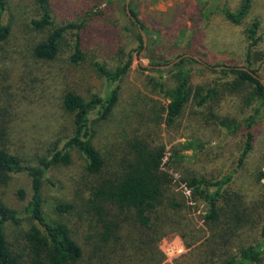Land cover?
I'll list each match as a JSON object with an SVG mask.
<instances>
[{"label": "trees", "instance_id": "obj_1", "mask_svg": "<svg viewBox=\"0 0 264 264\" xmlns=\"http://www.w3.org/2000/svg\"><path fill=\"white\" fill-rule=\"evenodd\" d=\"M36 2L38 16L32 20V25L37 30L47 31L48 36L33 47L32 56L43 62L55 61L66 35L71 34V60L75 64L82 62L87 35L98 31L86 25L88 18L93 17V11L81 17L80 23L67 22L55 26L49 0ZM7 6V0H0V43L6 42L11 35L10 27L3 22ZM251 8L252 0H243L236 11L216 5L205 6L201 18L208 20L218 9L226 20L241 25ZM131 12L146 31L138 13L132 8ZM132 25L137 26L134 22ZM260 30L259 19L245 29L248 42L246 67L221 65L228 68L212 70L193 58H185L167 70L146 69L159 75L158 79L150 78L148 84L154 94L165 100V104L153 101L155 104L149 122L164 123L172 128L189 107H194L193 123H198L205 130H214L213 141L217 136L231 138L242 135V144L232 157L234 166L223 176L209 177L190 170L181 150L191 149L194 142L175 146L168 156L164 146H154V142L139 134L126 139L120 145V154L114 163H109L108 156L94 143L97 135L94 126L114 115L119 105V86L106 96L96 95L89 100L76 92L65 93L62 106L72 116V135L66 138L61 148L54 145L48 155L40 157L36 164L29 163L12 150L9 125L6 118L0 116V264H129L124 260L131 247L138 249L143 263H151L152 260L153 264H163L159 244L165 237L178 233L187 248H192L196 242L192 238L193 232L177 223L178 213L186 206L185 196L191 202L202 201L207 206L205 223L212 225L211 245L214 246L210 249H216L214 257L200 259L196 264H264V190L256 191L250 203L247 201L250 195H245L246 199L236 192L241 189L236 176L255 152L256 126L264 118V84L254 76L260 77L250 60L252 51L261 41ZM136 34L138 50L144 51L143 37L140 31ZM132 45L129 42L128 46L120 49L121 58L114 69H108L99 62L95 64L110 83L121 82L131 72L134 54L138 52ZM164 65L152 64L154 67ZM211 74L215 76L211 77ZM197 77L201 80L196 81ZM227 95L240 96L244 106L255 108L253 114L244 120L218 114L215 108ZM132 114L133 123L142 115L136 110ZM224 143L223 139L221 149ZM206 145L196 146L200 160L202 153L206 155L209 152ZM73 151H77L84 160L85 173L89 178L84 189V201L82 205L60 203L55 210L64 216L83 209L80 218L87 227L83 233L67 223L51 220L44 212L46 200L43 191L49 172L56 167L71 165ZM165 168L170 171L175 168L183 175L180 183L184 199L171 195L173 177ZM15 175H26L30 179V197L23 212L8 207L1 197L2 188ZM262 180L263 171L256 177V182L260 184ZM18 196L23 200L28 198L23 190L18 192ZM24 215L31 217L36 225L26 234L27 254H20L10 244L4 226L6 223L20 225ZM233 248L237 250L233 251Z\"/></svg>", "mask_w": 264, "mask_h": 264}, {"label": "rangeland", "instance_id": "obj_2", "mask_svg": "<svg viewBox=\"0 0 264 264\" xmlns=\"http://www.w3.org/2000/svg\"><path fill=\"white\" fill-rule=\"evenodd\" d=\"M7 1L3 22L10 27L11 35L6 42L0 43V116H4L9 125V146L25 160L36 164L40 157L48 155L54 145L61 148L66 138L72 135V116L62 106L65 93L76 92L89 100L96 95L106 96L119 86V105L114 115L94 126L97 131L94 143L108 156L109 163H114L113 160L120 154V145L126 139L139 134L154 142V146H164L168 156L175 146L194 142L191 149L182 148L181 155L186 157L190 170L198 174L218 177L232 170V157L242 144L241 134L231 138L217 136L213 141L214 130H205L198 123H193L194 107H189L172 128L164 123L149 122L155 104L153 101L165 104V100L154 94L152 86L148 84L150 78L158 79L159 75L146 69L167 70L165 66L179 59V55L187 54L198 57L212 70H221V65L246 67L248 42L245 29L252 21L259 19L261 41L252 51L250 60L264 81V0H252L251 11L241 25L226 20L218 9L208 20L201 18V12L205 6L211 5L236 11L243 0H49L55 26L67 22L80 23L81 17L93 11V17L88 18L86 25L98 31L87 35L84 58L79 64L71 60V34L66 35L55 61L43 62L34 58L31 50L48 36L47 31L37 30L32 25V20L38 16L37 2ZM127 6L130 12L132 8L138 13V18L146 27L144 51L140 52L136 45L139 28L132 25L134 21L128 14ZM129 42L138 51L134 54L132 70L121 82L112 84L99 73L95 64L99 62L108 69H114L121 58L120 49L128 46ZM153 62L166 65L163 68L146 67L152 66ZM165 75L168 76L167 73ZM214 76L211 74V77ZM199 80L201 78L197 77L196 81ZM254 109L244 106L240 96L227 95L215 111L225 117L244 120L253 114ZM134 110L141 112L142 115L136 119L140 122L133 123L131 114ZM259 122L256 126L255 152L236 176L241 188L236 192L244 198L250 195L248 203L256 191L264 190V180L260 184L256 182V177L261 171L264 172V118ZM223 139L226 143L221 149ZM202 143L207 144L209 152L206 155L202 153L200 160L196 146ZM72 155L71 165L56 167L49 172L43 191L46 200L44 212L51 220L67 223L83 233L87 229L80 218L83 209L64 216L55 210L60 203L82 205L84 201V189L89 178L81 155L77 151H73ZM164 170L173 177L171 195L179 200L184 199L180 183L183 175L175 168L173 171ZM20 190L28 194L27 199L19 198ZM1 197L8 207L23 212L30 197V179L26 175L13 176L2 188ZM185 201L186 206L177 215V223L187 226L196 242L192 248H187L178 233L165 237L159 244L163 264H196L200 259L214 257L216 249H210L214 248L211 245L212 225L205 223L207 206L202 201L191 202L186 196ZM34 225L36 222L26 215L22 217L20 225L5 224L7 238L18 253L28 252L26 234ZM81 233L79 235L83 237ZM236 250L233 248V251ZM137 251L131 247L125 263L153 264L152 260L151 263H143ZM216 254L219 255L218 250Z\"/></svg>", "mask_w": 264, "mask_h": 264}, {"label": "water", "instance_id": "obj_3", "mask_svg": "<svg viewBox=\"0 0 264 264\" xmlns=\"http://www.w3.org/2000/svg\"><path fill=\"white\" fill-rule=\"evenodd\" d=\"M128 3H129V1H128ZM127 11H128L129 16H130V17L132 18V20L134 21V23L138 26L139 31H140V33H141V35H142V37H143L144 46L146 47V36H145V32H144L143 28L141 27V25H140V23L138 22V20L132 16L130 10L128 9V6H127ZM185 58H193V59L199 61L200 63L205 64V63H204L202 60H200L198 57H196V56H192V55H188V54H187V55H184V56L180 57V58L177 59L175 62H173L172 64L167 65V66H165V67H167V68L172 67V66H174L175 64H177L178 62H180L181 60H183V59H185ZM205 65H206V64H205ZM207 66H208V65H207ZM146 67H148V68H152L153 66H146ZM156 68H160V67H156ZM162 68H163V67H162ZM222 68H228V67H222ZM216 69H219V68H216ZM245 70L248 71V69H245ZM249 72H250V71H249ZM250 73H251V72H250ZM251 74H253V73H251ZM253 75H254V74H253ZM254 76H255L256 78H258V79L261 81V83L264 84V81H263L260 77H258L257 75H254Z\"/></svg>", "mask_w": 264, "mask_h": 264}]
</instances>
